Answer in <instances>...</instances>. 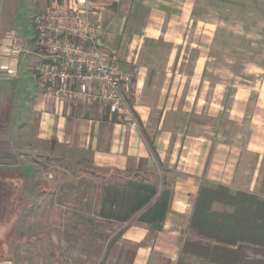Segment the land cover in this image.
Instances as JSON below:
<instances>
[{
    "label": "crops",
    "instance_id": "0c3cea01",
    "mask_svg": "<svg viewBox=\"0 0 264 264\" xmlns=\"http://www.w3.org/2000/svg\"><path fill=\"white\" fill-rule=\"evenodd\" d=\"M19 1L25 8L24 13L30 15L29 29L32 32L33 17L60 0ZM96 1L102 7L100 18L104 47L119 55L124 68L136 63L141 69L127 95L138 127L126 125L104 107H69L48 102L43 97L44 84L32 70L36 56L32 53H9L17 44L31 51L34 34L30 42L1 38L0 55L4 58L0 60V165L16 167L30 155L52 159L71 157L75 162L82 160L111 174L125 175L126 186L128 181L140 175L159 180L160 187L163 186L161 181L165 180L172 198L166 218L158 228L141 222L138 214L125 223L100 218L122 228L111 236L113 241L106 248V257L109 264L187 262L191 257L182 254L181 248L200 186L204 181L217 180V184L233 188L239 174V162L243 167L245 156L253 159L254 169L241 167L240 174L246 171L259 177L264 172V141L239 140L233 135L226 141L219 139L218 135L206 139L194 134L199 126L186 123L187 113L191 114L202 106L199 101L203 98L201 91L191 92L187 90V85H190L191 79H199V85L202 73L214 72L217 68V22L210 24L213 33L206 48L208 58L203 54L198 56L192 62V72L187 74L181 70L183 63L178 58L180 45L184 42L181 31L184 33L186 29V0H152L151 3L155 2L152 9L148 0ZM9 3V0H0V19H7L10 9L5 7ZM189 7V18L193 15V20H201L198 17L200 0H191ZM213 13L217 15L211 10L210 16L215 18ZM117 27L123 37L120 44L113 42L112 38ZM158 39H162L167 46L163 51L166 59L159 63L146 61L151 55L148 45L152 44L148 43L154 44ZM226 51L233 52V47L227 45ZM250 66L247 64L245 71H249L247 67ZM230 69L229 74L233 77L234 66ZM149 72L157 77L156 80H161L162 86H167H158V91L145 86ZM151 94L153 98L165 101L160 122L154 128L151 121L159 106L157 103H143ZM204 130L216 133L218 128L205 126ZM220 130L228 131L227 127ZM229 130L241 132L246 130V125L231 124ZM241 153L244 156L242 159ZM220 157L222 161L218 160ZM219 162L222 166H218ZM9 179L26 183L24 174L19 171ZM146 182L152 183V180ZM249 188L246 189L248 193L259 195V190ZM197 262L206 264L202 259H197Z\"/></svg>",
    "mask_w": 264,
    "mask_h": 264
},
{
    "label": "rangeland",
    "instance_id": "374dc122",
    "mask_svg": "<svg viewBox=\"0 0 264 264\" xmlns=\"http://www.w3.org/2000/svg\"><path fill=\"white\" fill-rule=\"evenodd\" d=\"M9 1L5 8L9 6L10 13H7V19H0V39L30 42L34 34L29 29L30 15L24 13L25 8L19 0ZM151 2H147L150 9L155 5ZM186 2V29L184 33L181 31L184 42L180 45L178 57L183 63L181 70L189 74L193 70L192 62L198 56L203 54L208 58L206 48L213 33L210 28L213 22H217L218 44L214 72L202 73L199 85V79H191L187 85V90L198 89L203 93L199 101L202 106L191 114L187 113V125L199 126L194 134L206 139L218 135L219 139L226 141L233 135L239 140L264 141V0H200L198 17L201 20H193V15L189 18L191 0ZM211 10L216 12L217 15L213 13L215 18L210 16ZM112 38L113 42L121 43L123 37L119 27ZM148 44H152L148 45L151 55L146 61L159 63L166 59L167 46L162 39ZM227 45L233 47V52L226 51ZM3 58L0 55V60ZM247 64L251 65L247 68L252 70L255 67L256 70L245 71ZM230 66H234L233 77L229 74ZM156 78L149 72L145 86L158 91L162 85ZM152 95H148L143 103H157L159 106L151 121L154 128L160 122L165 101ZM235 123L245 124L246 130L233 133L229 127ZM205 126L212 129L217 126L218 131H205ZM226 127L228 131L220 130ZM242 157L243 153L240 154ZM64 158L67 160L30 155L16 167L0 165V264H109L106 248L113 241L110 240L113 233L122 231V228L98 217L102 191L106 185L125 189L127 178L98 169L89 162ZM218 160L222 161V157ZM244 162L243 167L239 162V174L231 189L247 192L249 186V189L259 190V196L264 198V172L259 177L246 171L240 174L241 167L254 169L253 159L245 156ZM218 166H222L220 162ZM18 171L24 174L26 183L3 180L15 177ZM214 207L222 209L218 205ZM227 210L232 209L227 207Z\"/></svg>",
    "mask_w": 264,
    "mask_h": 264
},
{
    "label": "built area",
    "instance_id": "2783aa9c",
    "mask_svg": "<svg viewBox=\"0 0 264 264\" xmlns=\"http://www.w3.org/2000/svg\"><path fill=\"white\" fill-rule=\"evenodd\" d=\"M101 11L96 0L53 3L33 17L32 50L17 44L9 53L36 56L32 70L42 80L43 97L48 102L104 107L137 128L127 95L141 69L136 63L124 68L119 55L104 47Z\"/></svg>",
    "mask_w": 264,
    "mask_h": 264
},
{
    "label": "trees",
    "instance_id": "16d2710c",
    "mask_svg": "<svg viewBox=\"0 0 264 264\" xmlns=\"http://www.w3.org/2000/svg\"><path fill=\"white\" fill-rule=\"evenodd\" d=\"M161 183L160 187L159 180L140 175L128 181L125 189L104 186L98 217L125 223L138 214L141 222L158 228L172 198L167 182ZM215 205L222 209H215ZM181 253L191 259L177 264H197V259L208 264H264V198L203 182Z\"/></svg>",
    "mask_w": 264,
    "mask_h": 264
}]
</instances>
